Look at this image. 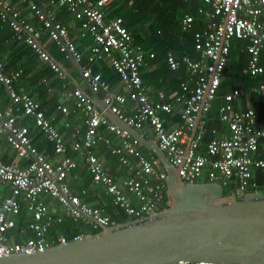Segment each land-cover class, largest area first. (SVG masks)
Listing matches in <instances>:
<instances>
[{
    "label": "built area",
    "instance_id": "2783aa9c",
    "mask_svg": "<svg viewBox=\"0 0 264 264\" xmlns=\"http://www.w3.org/2000/svg\"><path fill=\"white\" fill-rule=\"evenodd\" d=\"M20 1L41 24L48 45L41 41L43 32L27 22L9 0H0V22L11 31V39L28 46L62 82V86L66 88L70 82L48 52L49 45L55 46L64 59L77 66L84 59L85 64L79 66L81 84L93 93L101 91V102L126 124L139 129L145 127L150 140L177 168L183 182H196L204 177L206 182L230 186L232 191L249 187L257 190V183L252 178L254 170L264 168V121L257 118L251 107L239 108L237 101L249 92L264 97L263 83L250 89L235 86L225 93L217 114L227 133L206 141L203 138L205 114L215 96L232 37L247 40L245 50L249 58L241 73L255 77L263 71L259 56L264 53V0H201L202 5L196 12L207 22L203 29L193 32L197 58L192 59L186 54L176 57L171 51L164 54L167 69L174 71L183 66L189 77L179 81L177 89L167 96L161 90L157 91L156 100L147 96L140 75L146 58L151 59L153 53H146L132 43L121 17L105 19L107 6L117 0ZM58 9L72 14L73 21L68 25L57 21L54 13ZM193 22V15L182 14L180 31H189ZM71 30L90 37L85 58L78 51ZM100 57L107 59L126 94L111 91L100 74L92 72L91 64ZM4 64L0 57V84L7 98L6 105L0 107V133L15 157L26 164L19 166L16 162L3 163L0 160V256L39 252L50 247L53 241L65 243L67 239L63 235L48 237L50 225L65 218L78 223L86 231L115 224L101 207L82 199L86 194L84 188L75 192L68 186L67 177L81 159L91 185L102 190L116 212L128 219H144L156 213V205L164 203V172L159 169L155 158L142 153V145L136 138L108 120L81 84L66 88V97L71 100L72 108L63 103L55 105L62 116L77 111L82 117V127L74 126L71 141L67 142L32 96L15 86L20 70L5 71ZM41 81L47 85L45 78ZM126 99L132 101L133 109L128 117L123 116L120 109ZM174 108L178 109L181 124L166 128L161 114L171 113ZM197 113L195 131L185 150ZM23 118L30 119L50 144L49 156L31 143ZM214 132L216 130L212 128L210 133ZM98 142H102L122 168L123 176L119 181L113 180L102 161L91 151ZM68 149L72 155L67 153ZM46 197L56 201L62 214L51 213ZM83 235V231H79L72 240ZM164 264L224 263L181 260Z\"/></svg>",
    "mask_w": 264,
    "mask_h": 264
},
{
    "label": "water",
    "instance_id": "95a60500",
    "mask_svg": "<svg viewBox=\"0 0 264 264\" xmlns=\"http://www.w3.org/2000/svg\"><path fill=\"white\" fill-rule=\"evenodd\" d=\"M52 59L76 85V80ZM92 100L108 120L153 152L164 172V203H158L150 217L100 226L95 233L39 252L0 256V264H164L181 260L264 264V190L249 187L222 195L216 183L183 182L148 133L126 124L97 96Z\"/></svg>",
    "mask_w": 264,
    "mask_h": 264
},
{
    "label": "trees",
    "instance_id": "16d2710c",
    "mask_svg": "<svg viewBox=\"0 0 264 264\" xmlns=\"http://www.w3.org/2000/svg\"><path fill=\"white\" fill-rule=\"evenodd\" d=\"M10 4L14 6V3H21L25 6L24 2L20 0H9ZM202 5L201 0H117L111 3L110 9L105 15L106 18L112 16H119L122 19V24L129 31L134 45L139 46L145 51L150 49L155 53V58L152 60L160 61L159 66L155 69L157 78H165L174 83V86L178 87V83L181 80H185L189 77L188 71L183 66H180L177 70L171 71L163 64L165 52L170 50L176 57L186 54L190 58H197V52L193 48V32L201 30L205 27L207 19L201 14L196 12L197 7ZM67 13V12H65ZM188 13L193 15L194 22L192 27L187 32H181L179 28V19L182 14ZM66 17V15H65ZM34 18V17H33ZM35 19V18H34ZM65 19V18H64ZM36 21V19H35ZM147 24L143 29V25ZM37 27V26H36ZM40 27V26H39ZM43 31V29H42ZM145 31L149 42L144 43L142 32ZM11 39V31L0 22V42L4 40L9 41ZM12 40V39H11ZM14 41V40H12ZM247 40L232 37L230 39L229 48L226 56L225 64L221 71L218 88H216L215 96L211 101V106L205 114V130L203 141L215 136L210 133V130L215 127H220V121L218 120L217 107L222 101V97L227 93L235 84L239 87L250 89L251 86L263 83L264 84V53L261 52L259 56V64L263 67L262 73L255 77L243 75L241 68L246 65L249 58V54L245 50V44ZM17 44V45H15ZM9 44V47L14 50L15 57L10 56L6 60L5 71L8 69H21L19 80L25 76L31 75L33 80L38 84L42 77L49 79L50 70L46 67L35 69V64H38V59L35 54L30 50L28 46L23 43ZM48 52L57 62L61 63L62 55L57 51L55 46L49 45ZM146 52V51H145ZM147 53V52H146ZM1 55V52H0ZM2 59V58H1ZM152 59V58H151ZM3 60V59H2ZM52 75V74H51ZM142 77V76H141ZM67 78V77H66ZM55 80V79H54ZM68 80V79H66ZM221 80V81H220ZM57 81V80H55ZM58 83V81H57ZM52 85V82H50ZM156 87H159V83L156 82ZM162 88V87H161ZM163 90L165 89L162 88ZM30 94V93H29ZM241 99H247L250 107L254 110L258 119L264 121V97L255 93L249 92ZM7 103L6 96L4 94L2 85L0 84V107L5 106ZM38 103V100H37ZM55 104V103H53ZM51 104L50 106H54ZM40 109L43 110L45 115L49 113L44 109V103H38ZM246 107V106H244ZM178 122L181 123V119L178 114ZM29 124V122H28ZM30 131V129H29ZM36 133L31 135V143L39 150L49 156L51 152L50 144L44 139L38 129L35 127ZM217 137V136H216ZM141 149H145L140 146ZM146 150V149H145ZM151 153V151H150ZM151 157L155 158L151 153ZM79 168L73 169L77 172ZM81 173V172H80ZM87 173V171H86ZM89 178V174H88ZM257 183V191L264 190V168H260L253 171V178ZM199 182V181H198ZM201 182H206L203 179ZM82 187H85L84 185ZM79 191V190H78ZM232 191V187H223L222 195H227ZM88 194V193H87ZM90 194V193H89ZM88 194V195H89ZM84 195V200H89L90 197ZM165 201V196H164ZM102 205V204H99ZM94 206V205H93ZM98 207V205H96ZM95 206V207H96ZM22 218L24 219L23 212L21 211ZM120 215V216H119ZM110 217L114 220V223H121L128 220L127 217L121 213L110 214ZM24 223V221L22 222ZM77 223L65 218L59 223H52L49 227L48 237L55 238L57 234L63 235L67 241L80 230L75 225ZM82 227V226H81ZM83 228V227H82ZM13 232L15 230H12ZM82 231V230H81ZM99 231V228L90 229L86 234L95 233ZM57 242L53 241L52 245H56Z\"/></svg>",
    "mask_w": 264,
    "mask_h": 264
},
{
    "label": "crops",
    "instance_id": "0c3cea01",
    "mask_svg": "<svg viewBox=\"0 0 264 264\" xmlns=\"http://www.w3.org/2000/svg\"><path fill=\"white\" fill-rule=\"evenodd\" d=\"M110 6H111V3L107 6L108 10L110 9ZM14 7L20 11V13L25 17L27 22L32 24L34 26V28L43 32L42 37H41V41H43L47 46L48 43H47L46 37L44 35V30L42 31L43 28H42L41 24L37 20L35 21V19L30 15L28 9H26V7L23 6L21 3H19V2L14 3ZM65 12H67V13H65ZM65 15H66V17H65ZM54 17L57 21L61 22L64 25H68L69 22L73 21L72 14H70L68 11H65L64 9L55 10ZM146 26H147V24H144L142 28L146 29L145 28ZM70 33L73 37V40L77 46L78 51L82 54L83 58H85V55L87 53V47L91 42L90 37L87 34H85L84 36H80L77 30H71ZM142 33H143L142 36L144 39V43L149 42L148 37H147L148 34H146L145 31H143ZM11 43L15 44V41H12L11 39H9V41L4 40L3 42H0V52H1L0 57L3 59V62L5 64H6V60L8 57H10V56L15 57L14 50L11 48V46L9 47V44H11ZM18 43H21V42H18ZM15 45H17V44H15ZM145 51L146 52H152L153 57H152V59L146 58V65L143 66L140 70V75L142 76L141 82H142V85L144 87V90H145L147 96L151 100H156L157 99V97H156L157 91L161 90L167 96L172 91H174L176 89V87L174 86V83L171 82V80L169 81L168 79H165V78H157L156 73H155V69L159 66L160 61L153 62L152 60L156 56L155 53L153 51H151L150 49H147V48L145 49ZM167 51H170V50H167ZM163 56H164V54H163ZM63 60L67 64H61L59 62L58 63L76 80L77 84L80 85L81 84V78H80V73H78L77 67L79 69V66L81 67V64L82 65L85 64L84 59L81 63H79V65L77 67L71 60L64 59V58H63ZM5 64H4V69H5ZM163 64H164V62H163ZM43 67H46L49 69V67L45 63L41 62L38 59V64H35V69H39V68L41 69ZM90 68H91L92 72L100 74L101 78L104 79L108 83L111 91H113L115 93L126 94V90H125L124 86L122 85V82L120 81L117 74L114 72V70L112 69V67L110 66V64L108 63V61L105 57H100L97 60H95L91 64ZM14 70H18V69L12 68V69H8L7 71H14ZM19 70L21 72L20 68H19ZM73 70L77 71V73L79 75V80L73 76V74H72ZM31 75L25 76L24 78H21V80H19V78H18V80L15 83V86L17 87V89H20L23 92H26L28 94L30 93L29 95L32 96V98L35 100L36 103H37V100H38V103L39 102L44 103V109L49 113V115L48 116L46 115V116L51 119V122L55 125V127L58 129V131L63 134L65 140L67 142H70L71 141V130H72V128L74 126L82 127V117H81V115L78 114L77 111H70V113L67 116H62L55 109V105L57 103H63L66 106H68L69 108H72L71 107V100L68 97H66V88L73 87L74 86L73 82L67 77L66 79H68V81L70 83L66 84L65 85L66 88H65L64 86H62V82L56 78V76L54 75V73L51 70H50L49 79L47 78V83H46L47 85H45L41 80L38 84H36V82L33 80ZM42 78H45V77H42ZM54 79L57 80L58 83ZM50 82H52V85L50 84ZM156 82L159 83L158 88L156 87ZM235 86H237V85L235 84L233 87H235ZM81 87L83 88L84 92H86L88 95H90L91 97L97 96L101 101V96H102L101 91L93 93L87 87H85L82 84H81ZM161 87L162 88L165 87V89L163 90ZM242 97H240L239 100L237 101V103H238L237 106L239 108H244V106L250 107L249 101L247 99H241ZM53 103H55V104H53ZM51 104H53L54 106H50ZM120 109H121V114L123 116H125V117L130 116L133 112L132 101H130L129 99H126L124 105L121 106ZM178 114L179 113H178L177 108H174L171 113H162L161 114V117L163 119V122H164V125L166 128L179 126L181 124L180 122H178V120H179ZM22 121L27 125L28 129H30L31 135H34L36 133L35 126L31 123L30 119L23 118ZM28 122H29V124H28ZM65 123H67V125H65ZM213 128L216 130V132L211 133V134L215 135L213 137H216V136L218 137L221 134L226 135V133H227L226 128L222 123H220V127H218V128L213 127ZM140 130H142V132H144V133H147V130L145 127H141ZM30 131H29V137H31ZM99 131L101 134H103L102 129H99ZM113 142H116V140L113 139ZM145 149L147 150V148H145ZM145 149L144 150L141 149L142 153L145 156L150 157L151 153L145 152L146 151ZM91 151L102 161L105 171L113 178V180L119 181L120 178L123 176V170L118 165L115 157L112 156L108 152V149H106V147H104L102 142H98L91 149ZM67 153L69 155L73 154L71 149H68ZM0 160L3 163L16 162V163H18L19 166H24L26 164V162L23 161L22 159H17L15 157V153L11 150V148L5 142L4 136L2 133H0ZM76 168H79L80 170H78L77 172L72 170L67 177L68 186L75 192H77L81 188H84L86 190L85 196L90 193L88 195V197H90L89 200H85L88 204L94 205V206L98 205V207H101L104 210V212L108 215L114 214V211H113L114 209L109 204V198L102 192V190L99 187H95V186L91 185L90 180L88 178V173H86V170L82 164V159H81V163L79 162ZM203 179H205V178L204 177L201 178L199 180V182H201ZM83 185L85 187H82ZM45 202L47 203L48 208L51 211V213L62 214V210L57 209L59 205L56 203V201L54 199L46 197ZM99 204H102V205H99Z\"/></svg>",
    "mask_w": 264,
    "mask_h": 264
},
{
    "label": "rangeland",
    "instance_id": "374dc122",
    "mask_svg": "<svg viewBox=\"0 0 264 264\" xmlns=\"http://www.w3.org/2000/svg\"><path fill=\"white\" fill-rule=\"evenodd\" d=\"M61 64H67L66 62H64V60L62 59V61H61ZM72 74H73V76L76 78V79H78L79 80V75H78V73H77V71H72ZM144 150V149H143ZM145 152H150L148 149L145 151ZM152 153V155H154L153 154V152H151ZM198 181V180H197ZM220 188V187H219ZM221 189H223V187L221 186ZM58 210H61V207L60 206H58V208H57ZM114 211V214L117 216L118 215V212H116V210H113ZM120 216V215H119ZM76 226H77V228L81 231H83V234L85 235L86 233H87V231L84 229V228H82L78 223L77 224H75Z\"/></svg>",
    "mask_w": 264,
    "mask_h": 264
},
{
    "label": "bare ground",
    "instance_id": "6f19581e",
    "mask_svg": "<svg viewBox=\"0 0 264 264\" xmlns=\"http://www.w3.org/2000/svg\"><path fill=\"white\" fill-rule=\"evenodd\" d=\"M227 61V60H226ZM221 81V80H220ZM218 88V87H217ZM217 90V89H216Z\"/></svg>",
    "mask_w": 264,
    "mask_h": 264
},
{
    "label": "clouds",
    "instance_id": "9594fccd",
    "mask_svg": "<svg viewBox=\"0 0 264 264\" xmlns=\"http://www.w3.org/2000/svg\"><path fill=\"white\" fill-rule=\"evenodd\" d=\"M52 246V245H51Z\"/></svg>",
    "mask_w": 264,
    "mask_h": 264
}]
</instances>
